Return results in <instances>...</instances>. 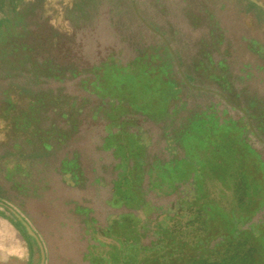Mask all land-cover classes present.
Segmentation results:
<instances>
[{
  "label": "rangeland",
  "instance_id": "obj_1",
  "mask_svg": "<svg viewBox=\"0 0 264 264\" xmlns=\"http://www.w3.org/2000/svg\"><path fill=\"white\" fill-rule=\"evenodd\" d=\"M147 55L177 84L169 105H137L96 79L105 63L136 68ZM221 185L239 198L221 205ZM0 201L40 234L46 264H89L106 249L99 233L134 243L123 264H264V10L0 0ZM165 215L179 218L177 237L151 228ZM28 256L0 215V264Z\"/></svg>",
  "mask_w": 264,
  "mask_h": 264
},
{
  "label": "trees",
  "instance_id": "obj_2",
  "mask_svg": "<svg viewBox=\"0 0 264 264\" xmlns=\"http://www.w3.org/2000/svg\"><path fill=\"white\" fill-rule=\"evenodd\" d=\"M156 57V55H147L138 58L136 68L132 66L120 67L114 63H105L96 68L101 71L96 74V79H98V81L100 80V83H102L104 79V86L107 87L109 91H113V93H119V95L126 98L131 94V98L137 105L144 107L151 104L152 108L160 106L162 102L169 105V102L178 95L179 89L176 86L177 84L170 77L168 65L166 63L151 64ZM153 92H157V97L160 100H153L151 95ZM8 99L12 104H15L16 96L14 94H10ZM166 108L167 107H164L156 115H160ZM14 112L7 113L10 117L17 116V112ZM139 203L140 202H137L135 205L139 206ZM0 215L9 218L30 245V256L26 261L21 262V264H39L40 251L35 239L27 233L25 227L14 215L10 217L1 210ZM9 261L19 260L15 257H10Z\"/></svg>",
  "mask_w": 264,
  "mask_h": 264
},
{
  "label": "flooded vegetation",
  "instance_id": "obj_3",
  "mask_svg": "<svg viewBox=\"0 0 264 264\" xmlns=\"http://www.w3.org/2000/svg\"><path fill=\"white\" fill-rule=\"evenodd\" d=\"M217 190H219L220 193H221V196H219V197H221V198L223 197L224 199H226V203L225 204H224V202L222 200H219L218 201L216 199L223 206H226V205L230 204L234 199H236V198L238 199L239 196H240V193L239 192H238L239 194L238 193H234V192L231 193L230 190H225L222 187V185ZM243 201H244V198H243L242 202ZM244 202L245 203H249L250 200H247V202L246 201H244ZM170 217H171V219L169 220V215H165V217H163V219L161 221H159L158 224H159L160 228L162 227V224H164V227L163 228L164 229H168V232H170L172 235L173 234H176V237H177V235L179 234V233H177L178 232V228H179V226L177 225V222H178L179 218H177L176 216H170ZM140 220L142 222V225L143 226H146L145 221H143L142 219H140ZM182 227L183 228H186V229L188 228V226H185V225L182 226ZM123 245H124V247H123ZM123 245L120 247V249H117L116 243H106L105 242L103 244V246H100V247L101 248L105 247L106 249H103L102 251L99 250L98 252H95L94 253V258L102 261V263H105V264H123L122 263L124 261L123 259H124L125 255L127 254L126 251L131 246H133L134 243H132V241H130L129 243H125V241H124V244ZM135 247H136L137 251L140 250L139 247H137V246H135ZM151 252H152V250L151 251L150 250L148 251V253H151ZM112 253L115 254L116 256H118L119 258H117V257H115V259L114 258L113 259L110 258V257H112ZM140 255H141V259L144 258V254L143 255L140 254ZM145 259H147V258H145ZM159 259L162 261L163 260V257L162 258H159ZM224 259L225 258L218 259L216 256L215 257H212V262H213L212 264H223V261H225ZM185 264H202V262H201V259L199 260V259H193L192 257L191 258L189 257L188 259L185 260ZM204 264H211V263L210 262L209 263L205 262Z\"/></svg>",
  "mask_w": 264,
  "mask_h": 264
},
{
  "label": "water",
  "instance_id": "obj_4",
  "mask_svg": "<svg viewBox=\"0 0 264 264\" xmlns=\"http://www.w3.org/2000/svg\"><path fill=\"white\" fill-rule=\"evenodd\" d=\"M184 76V75H183ZM185 81L193 88H199L196 87L194 85H192L186 76H184ZM0 204L5 206L21 223L22 225L25 227L27 233L32 236L38 247H39V251H40V263L39 264H46V259H47V251L43 242L42 237L40 236V234L36 231V229L34 228V226L29 222V220L24 216V214H22L19 210H17L16 208H14L11 205H8L2 201H0ZM141 213H143L141 211ZM109 241L115 242L114 239L109 238Z\"/></svg>",
  "mask_w": 264,
  "mask_h": 264
},
{
  "label": "crops",
  "instance_id": "obj_5",
  "mask_svg": "<svg viewBox=\"0 0 264 264\" xmlns=\"http://www.w3.org/2000/svg\"><path fill=\"white\" fill-rule=\"evenodd\" d=\"M251 1V3L253 4V5H255V6H257V7H259V8H262L263 10H264V4L261 2V1H259V0H250ZM167 187V186H166ZM163 219V218H162ZM162 219H160V221L162 220ZM157 226L159 227V224L158 223H153L152 224V226H151V228L152 229H154V230H157ZM99 239L98 240H100V239H102V240H104L105 242H107V243H112V241H109V236H107L106 234H103V233H99ZM113 243H115V242H113ZM38 246V245H37ZM39 248V247H38ZM28 258H29V256H28ZM28 258H25V259H23V261H26ZM94 258V254L92 255V257L89 259V264H92L91 263V260ZM47 260V259H46ZM97 261H99L98 262V264H105V263H102V261H100V260H98V259H96ZM40 263V262H39Z\"/></svg>",
  "mask_w": 264,
  "mask_h": 264
}]
</instances>
